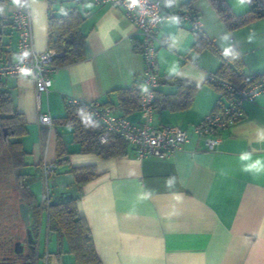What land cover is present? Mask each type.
Returning a JSON list of instances; mask_svg holds the SVG:
<instances>
[{
  "label": "crops",
  "instance_id": "crops-1",
  "mask_svg": "<svg viewBox=\"0 0 264 264\" xmlns=\"http://www.w3.org/2000/svg\"><path fill=\"white\" fill-rule=\"evenodd\" d=\"M182 1H169L166 10L184 9ZM226 1L236 14L248 10L245 0ZM186 3L199 12L201 35L224 52L240 54L243 74L264 73V17L229 30L208 0ZM70 4L85 14L80 25L84 58L55 66L39 106L29 75L6 76L0 81L10 92L13 106L25 117L27 132L20 138L27 152L25 162L29 172L38 175L41 160L55 159L54 125H39L38 114L61 116L67 101H108L111 112L121 115L114 91L138 82L143 68L142 56L134 48L139 42L135 26L119 8L93 0H54L52 8L58 12ZM13 8L11 1L0 0L6 49L0 58L16 59V33L9 22ZM28 9L33 46L37 51L47 49V0H28ZM158 36L166 43L155 53L158 99L153 105V121L187 130L189 138L182 149L164 158H138L128 143L126 153L101 158L78 152L77 145L70 143L68 129H63L71 153L68 162L52 174L72 178L69 166L85 164H93L97 173L81 186L76 201L99 259L86 264H264V92L245 101L242 118L219 131L221 143L215 150L203 149L202 140L191 128L205 113L220 109L227 101L226 91L206 80L220 58L208 49H197L196 36L173 16L160 22ZM165 75L195 85L187 105L177 106L182 95L175 93V83L162 82ZM123 116L137 121L138 109ZM41 208L44 264H83L66 251L65 239L47 230L46 210Z\"/></svg>",
  "mask_w": 264,
  "mask_h": 264
},
{
  "label": "trees",
  "instance_id": "trees-1",
  "mask_svg": "<svg viewBox=\"0 0 264 264\" xmlns=\"http://www.w3.org/2000/svg\"><path fill=\"white\" fill-rule=\"evenodd\" d=\"M173 1V0H168ZM214 8L219 19L227 29L232 30L250 23L255 19L264 17V0H245L248 3V10L236 14L233 12L226 0H208ZM54 0H47V46L53 49L58 55L52 59L55 66L68 65L85 56L84 33L80 29L84 19V12L75 5H63L56 12L52 8ZM187 4V5H186ZM184 9L189 8L188 3L182 1ZM182 10V9H181ZM5 33L3 25L0 24V57L6 51L3 47L2 34ZM197 49H208L220 58L215 73L233 82H238L243 77L244 63L236 50L224 52L218 48L215 42L206 35H196L194 43ZM137 50L138 45H134ZM264 75V73H257ZM1 81V79H0ZM162 82L175 83L177 92H180L182 99L177 100V106L182 107L190 102L195 85L174 77L165 75ZM214 85V84H213ZM216 86V85H215ZM220 88L219 86H217ZM138 82L135 80L129 87L116 89L117 105L121 108V115H126L138 109ZM222 89V88H220ZM224 90V89H223ZM226 91V90H225ZM158 92V90H156ZM226 93H228L226 91ZM156 94L154 102L158 99ZM109 105V102H104ZM87 105L83 102L67 101L64 106V113L61 116L53 117L52 123L55 128V159L52 162L55 167L50 172H56L68 162L71 153L69 144L65 141L63 129H68L71 141L77 145V151L81 153H93L101 158L118 156L127 152L128 142L120 135L110 132L107 139L99 141L98 136L104 130V126L87 112ZM0 119L2 125L8 130L10 138L5 140L6 146L15 162L21 169L26 165V151L21 144V137L27 132L26 120L22 112H19L12 103L10 92L0 84ZM77 193L66 200L50 201V193L42 200L41 207L46 210L47 230L63 238L66 241V251L71 253L78 263H98L99 259L95 252L91 233L85 218L79 214L76 201L81 191V186L96 176L93 164L69 166ZM27 178L21 180V190L33 193L30 190L32 173L24 170L21 174ZM40 176V171H39ZM36 201V200H35ZM38 214L40 206L36 204Z\"/></svg>",
  "mask_w": 264,
  "mask_h": 264
},
{
  "label": "built area",
  "instance_id": "built-area-1",
  "mask_svg": "<svg viewBox=\"0 0 264 264\" xmlns=\"http://www.w3.org/2000/svg\"><path fill=\"white\" fill-rule=\"evenodd\" d=\"M14 5L9 22L15 30L16 59L0 58V79L6 76L29 75L34 81V95L39 106L40 95L47 92L51 85V73L55 69L53 57L58 55L53 49L35 50L31 30V14L28 0ZM96 4H110L121 10L123 15L135 26L139 37L138 52L143 59V68L138 81L139 119L131 121L123 115H115L103 103H86L87 112L100 121L104 130L98 136L99 141L107 139L110 132L117 133L135 148L138 158L156 156L164 158L182 149L189 138L187 130L174 124H155L153 105L158 85L156 68V50L165 44L158 36L159 24L168 16H173L179 23L187 24V31L196 36L200 34L202 22L199 12L193 8L171 13L166 10L168 0H93ZM206 80L226 90L227 101L218 110H211L192 125V134L202 140L205 150H215L221 143L219 131L238 121L243 116V103L253 101L264 92V75L244 74L238 82H233L215 72L207 73ZM38 124L51 127L52 117L48 112L38 114ZM55 165L46 160L39 163L40 178L48 196L47 181Z\"/></svg>",
  "mask_w": 264,
  "mask_h": 264
},
{
  "label": "flooded vegetation",
  "instance_id": "flooded-vegetation-1",
  "mask_svg": "<svg viewBox=\"0 0 264 264\" xmlns=\"http://www.w3.org/2000/svg\"><path fill=\"white\" fill-rule=\"evenodd\" d=\"M7 138L9 132L0 119V264H44L46 249L40 210L37 214V201L31 188L33 197L20 189L21 180L25 182L27 178L21 174L28 165L21 169L15 164L6 146ZM21 202L27 206V220L21 216Z\"/></svg>",
  "mask_w": 264,
  "mask_h": 264
},
{
  "label": "rangeland",
  "instance_id": "rangeland-1",
  "mask_svg": "<svg viewBox=\"0 0 264 264\" xmlns=\"http://www.w3.org/2000/svg\"><path fill=\"white\" fill-rule=\"evenodd\" d=\"M28 170H31L30 168ZM70 176H64L58 174H52L47 181V191L50 193V200L56 201L66 200L71 196H74L76 193L75 184L72 182V178ZM30 188L34 193L36 201L38 200L41 203L42 200L46 197L45 185L42 182L40 176L35 172H32L31 180H30ZM43 208V207H42ZM45 210V208H43ZM45 218V213H44ZM44 223L42 224V231H44ZM43 234V232H42Z\"/></svg>",
  "mask_w": 264,
  "mask_h": 264
},
{
  "label": "water",
  "instance_id": "water-1",
  "mask_svg": "<svg viewBox=\"0 0 264 264\" xmlns=\"http://www.w3.org/2000/svg\"><path fill=\"white\" fill-rule=\"evenodd\" d=\"M184 2H187L189 0H183ZM20 213H21V216L27 220V206L24 202H21L20 203Z\"/></svg>",
  "mask_w": 264,
  "mask_h": 264
},
{
  "label": "clouds",
  "instance_id": "clouds-1",
  "mask_svg": "<svg viewBox=\"0 0 264 264\" xmlns=\"http://www.w3.org/2000/svg\"><path fill=\"white\" fill-rule=\"evenodd\" d=\"M15 3H19L20 0H14ZM133 2H135V0H133Z\"/></svg>",
  "mask_w": 264,
  "mask_h": 264
}]
</instances>
